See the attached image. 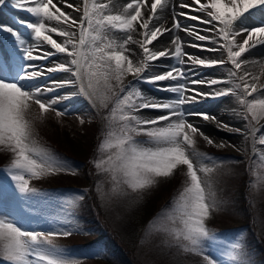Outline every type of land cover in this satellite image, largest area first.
Wrapping results in <instances>:
<instances>
[{
    "label": "rangeland",
    "instance_id": "374dc122",
    "mask_svg": "<svg viewBox=\"0 0 264 264\" xmlns=\"http://www.w3.org/2000/svg\"><path fill=\"white\" fill-rule=\"evenodd\" d=\"M121 1L125 0H88V6L91 9L93 3H104L107 6L106 13L117 15L118 12L115 11V13L111 7L114 3ZM179 1L188 4L184 0ZM34 2V0L32 2L4 0V3L0 4V25H3L0 33V57L3 63H8L11 52L23 47L21 45L31 47L36 44L31 30L26 27L27 22L35 23L36 18L28 20L25 18L26 8L34 6ZM144 2V10L141 9V13L142 17L146 18V15H152L151 0ZM54 3H57L62 11L74 17L83 15L84 0H67V3L78 6V11L68 8L64 0H54ZM128 3L129 0L125 3L126 7ZM163 5L164 2L158 8L163 10ZM187 11L190 16L199 19L191 20L184 17V21L180 23L185 22V25L189 26L186 28L188 31L181 29L183 33L174 30L164 31L162 36L158 34L159 39L149 47L158 51L160 41H168L163 48H167L170 55L161 58L160 61H150V67L144 73L145 76L152 77L168 70L161 65H175L187 74L186 78L178 77L177 80L159 81L154 85L134 81L129 75L122 85L115 88V91L119 93V87H128L129 82H132L136 84L146 101L172 103L178 98V93L157 89L183 85L185 103L180 106L181 110L186 113V123H192L198 128L194 134L189 131L194 143L187 151L192 154V157L194 156V167L202 187H205L206 194L210 186L220 205L205 221L209 236L201 242L202 254L186 253L177 246L172 230H181L183 225L179 218L168 219L169 214L175 217L176 202L184 188L190 185L186 166H178L171 177L157 178L156 185L138 192H134L125 183L122 172H117L114 180L113 172L107 170L110 164L104 162L112 156L115 164L120 163L115 161L118 149L107 146L115 144L122 135L119 113L117 112L115 121L111 120L117 97L110 96L108 106L103 108L99 100L89 101L88 97L80 92L77 83L68 84L65 91L64 87H57L55 86L57 84L53 83L55 78L72 76L64 72L48 74L45 82L42 81L43 84L47 83L46 85H35L39 86L41 91L54 89L44 91L41 99L50 102L53 98H58V102L48 111L43 112L38 104L29 101L30 107L26 112V119L30 120L33 126L32 140L54 163L60 164L66 170L33 178L29 181V188L35 189V192L20 193L7 172L14 155L4 145H0V208L9 209L8 212L14 213L9 214L5 211V214L11 217L0 216V219L11 220L24 230L40 231L45 236H49L56 247L52 249L50 245L44 243L36 245L37 251L41 254L61 259L66 264H202L200 261L207 264L204 255L212 259L213 264H240L241 262L259 264L255 257L258 254L264 255V248L257 244L262 242L264 237V144L260 143V140L264 139V118L258 114L257 119L254 120L231 91L228 95H216L218 92L230 89L241 92L240 89H235V83H241V81L230 75V72L234 70L230 62L204 67L193 64L188 59L191 55L200 59L226 61L227 51L219 49V44L212 43L213 40L219 41L220 44L224 43L218 36H216L217 39L212 36L213 31L210 30L212 25L200 22L201 19L210 20V16L207 17L208 15L200 9L191 10L187 7L182 12ZM157 17L158 11L152 15L150 28L153 25L158 26ZM263 17L264 7L254 9L245 14L240 22H235L233 27L246 25L250 29L253 26H264ZM18 19L20 22L16 21ZM258 20L260 23L257 22ZM45 23L55 24L54 21ZM4 27L12 29L17 35L13 36L12 32L3 31ZM172 27L173 25L169 29ZM164 29L168 28L165 27L162 30ZM142 31L144 30L137 26V30L132 35L133 39L141 40ZM49 35L58 43L64 40V37L57 36L55 33H49ZM199 35H204L208 39L200 41L197 39ZM125 36V33H112L117 43H122ZM170 36L171 41H169ZM176 37H180L182 51L186 54L183 56L182 64L177 63L174 57L173 51L176 45L172 43V40ZM192 44L203 45L204 48L217 47V51H205L200 47L190 46ZM127 48L129 51L125 52V55L133 61L134 66L142 61L144 53L138 43L129 42ZM43 51L54 52L55 50L41 43L34 54L41 55ZM59 59L66 62L67 58L65 54H56L47 60L31 62L36 65L54 67L56 65L52 63L57 64L56 60L60 61ZM37 78L35 79H40V77ZM213 79L220 82L215 85L207 83ZM193 81L204 83H193ZM31 86L25 88L34 87ZM32 91L35 92L36 89L32 88ZM119 95L122 97L124 93ZM241 95H243L242 92ZM257 95L259 94L253 93L246 99L252 100ZM189 97L191 99H188ZM57 110L66 114L58 116ZM167 111L166 109H143L137 111L136 115L142 119L158 118ZM187 113H206L208 119H203L201 115ZM172 119L176 120V117L173 116ZM220 123L227 127L230 124L236 126L228 128L230 130L224 136L227 141L220 136L215 126V124L221 126ZM166 124L167 121H161L158 125L144 127L150 129ZM234 129H240V131L237 132ZM229 136L231 139L233 136L230 141ZM206 137L211 139L212 143H209ZM135 140L139 148L158 146L146 134L135 136ZM97 163L102 165L101 168L98 169L95 166ZM201 169L211 171L206 175ZM34 194L39 197L46 195L43 199L45 201L36 203L41 211H37L35 206L31 205L35 202H27V199L34 197ZM20 198L25 199V203H22ZM86 209L92 212L93 219L100 220L96 222L98 223L96 228L100 225L101 228L103 227L102 230L93 231L85 226L81 213ZM63 231H69L70 235L59 234ZM95 232H103L106 238L104 237L101 242L98 241L100 234L96 235ZM246 237L252 239L254 249L247 248ZM107 241L113 246L111 249L105 247L104 244ZM91 242L93 247L86 245ZM0 258L3 259L2 255ZM29 260L32 264H46V261L39 260L35 254L30 256ZM1 263L11 264L4 259Z\"/></svg>",
    "mask_w": 264,
    "mask_h": 264
},
{
    "label": "snow or ice",
    "instance_id": "6c2138e0",
    "mask_svg": "<svg viewBox=\"0 0 264 264\" xmlns=\"http://www.w3.org/2000/svg\"><path fill=\"white\" fill-rule=\"evenodd\" d=\"M64 2L68 8L74 11L79 10L78 6L67 3V0ZM3 3L4 0H0V4ZM159 5H161V0H151L152 15L156 14ZM106 7L104 3H93L90 9L88 0H84L83 15L74 17L70 13L62 11L57 3H54V0H35V5L27 7L26 11L36 20L35 23L27 22L26 27L31 30L36 44L23 48L24 59L27 61L47 60L56 54H65L66 62L58 63L54 67H47L46 71L49 73H70L76 79L75 81H65L62 84L58 83L57 87L79 83L80 92L87 96L89 101L99 100L100 106L103 108L108 106L110 96L117 97L115 108L112 109L111 120L117 119L118 112L122 135L115 144L107 146L118 149L115 161L120 163L115 164L112 156H109L108 161L104 162L110 164L107 170L113 172L114 180L116 173L122 172L125 183L134 192H138L156 185L157 178L171 177L178 166H186L190 185L184 188L176 202L175 217L169 214L168 219L179 218L183 225L181 230H172L177 246L186 253L200 255L203 252L201 242L209 236L205 221L210 213L217 210L220 205L210 186L206 194L205 187H202V182L194 167L192 154L187 151L188 148H192L194 143L189 131L194 134L198 128L192 123H186V113L181 110L180 106L185 103L183 85L157 89L178 93V98L172 103L146 101L136 84L132 82H129L128 87H119V93H124L122 97L115 91V88L122 85L129 75L133 77L134 81L154 85L159 81L177 80L178 77L186 78L187 74L175 65H161L168 68L165 73H157L152 77L145 76L144 73L150 67V61H160L161 58L170 55L167 48L155 51L149 46L157 41L158 34L162 36L164 31L186 29L188 26L180 23V16L191 20L199 18L190 16L187 12H174L173 27L162 30L161 27L155 25L149 27L152 15H146V18L142 17L141 8L144 7V0L129 2L123 14L106 13ZM178 7L184 9L191 8L192 5L181 3ZM261 7H264V0H229L228 4H225L224 0H210L209 3L204 4L200 11L205 12L211 19H201L200 22L212 25L211 30L214 35L224 42L220 44L219 41L213 40L212 43L219 44L221 50L226 49L227 60H206L188 56L193 64L204 67L230 62L234 68L230 75L241 81V83H235V89H240L243 95L232 89L218 92L216 95H228V92L231 91L254 120L257 119L258 114L264 118V82L261 81V77L264 76V66H261L259 74L246 72L241 68V65L248 61L241 60V57L250 48L264 45V26L251 29L242 27L234 29L233 26L236 21L245 17V14ZM46 21H54L55 24H46ZM212 22L217 23L213 24ZM137 26L144 30L140 33L142 39L139 41L134 40L131 35L137 30ZM3 31L12 32L13 36L17 35L7 27H4ZM114 32L126 34L122 43H117L112 37ZM242 32H247L246 38H243L242 43L236 42L235 37L241 35ZM49 33L64 37L63 42L58 43ZM197 39L205 41L208 38L199 35ZM129 42L138 43L144 53L142 61L135 66L133 61L125 55V52L129 51L127 48ZM41 43L49 45L55 51H43L41 55L34 54ZM164 43L163 40L160 41L161 45ZM172 43L176 45L174 51L176 61L182 64L183 56L186 54L182 51L180 38L176 37ZM190 46L200 47L205 51H217L216 48H204L203 45L192 44ZM44 70L45 66L43 65L29 63L19 80L33 81L36 77L41 76ZM219 82L217 79H213L207 83L215 85ZM193 83L204 82L193 81ZM32 88H35L36 91H32ZM32 88H25L18 82L0 80V145H4L14 155L7 172L16 188L23 194L35 192V189L29 188L31 179L66 170L60 164L54 163L47 153L32 140L33 126L31 121L26 119V112L30 107L29 101L38 104L39 108L46 112L58 102V98H53L48 102L41 99V96L44 91H53L54 89L49 88L41 91L39 86ZM253 93L259 95L252 100L246 99ZM143 109H166L168 111L158 118L142 119L136 115V112ZM63 114L66 112L57 110L58 116ZM187 114L201 115L203 119H208L206 113ZM173 116L176 117V120L172 119ZM161 121H167V124L150 129L144 127L158 125ZM234 131L239 132L240 129H234ZM141 134H146L158 146L139 148L135 136ZM206 139L208 138L206 137ZM208 142L212 143L211 139H208ZM260 143L264 144V139L260 140ZM95 166L99 169L102 165L97 163ZM201 171L207 175L211 170L201 169ZM59 234L67 236L70 235V232L63 231ZM41 237H43L42 240ZM41 243L50 245L52 249L56 247L52 244L51 238L45 236L44 233L24 230L11 220L0 219V255L4 260L11 264H32L29 257L35 254L39 260L46 261V264H66L61 259L38 252L35 246ZM204 259L207 264H213V260L209 259L207 255H204Z\"/></svg>",
    "mask_w": 264,
    "mask_h": 264
},
{
    "label": "bare ground",
    "instance_id": "6f19581e",
    "mask_svg": "<svg viewBox=\"0 0 264 264\" xmlns=\"http://www.w3.org/2000/svg\"><path fill=\"white\" fill-rule=\"evenodd\" d=\"M24 1V0H23ZM25 1H27V2H32L33 0H25ZM35 1V0H34ZM145 1V0H144ZM166 0H164V5H163V10H162V8L160 9V8H158L157 9V11H158V17H157V20H156V22H159V24H158V26L157 27H161L162 29L163 28H168L169 29V27L171 26V25H173L174 24V19H173V13L174 12H182V11H184V9H180L179 7H178V5L179 4H181L180 3V1L179 0H167L166 2H165ZM183 0H181V2H182ZM113 2V1H112ZM126 2H128V0H125V1H121L120 3H117V4H115L114 3V5L112 6V5H110V6H112L111 7V9H113V11L115 12H118L119 14L122 12V13H124V9L126 8V6H125V3ZM129 2H133V0H129ZM184 2H188V4H191L192 5V7L190 8L191 10H197V9H201L202 8V6L204 5V4H207V3H209L210 2V0H184ZM35 3V2H34ZM111 3V2H110ZM145 3V2H144ZM147 3V2H146ZM166 3V4H165ZM224 3L225 4H228L229 3V0H224ZM27 4V3H26ZM30 5V4H29ZM127 5V4H126ZM148 5H149V3H148ZM27 6V5H26ZM32 6V5H31ZM230 6V5H229ZM29 7V6H28ZM166 8H168L166 11H165V9ZM141 9H143L144 10V7H142ZM187 10V9H186ZM149 11V10H148ZM209 11H211V10H209ZM115 12V13H116ZM112 13V12H111ZM117 13V14H118ZM121 13V14H122ZM157 13V12H156ZM187 13H188V11H187ZM75 14H77V13H75ZM145 14H146V11H145ZM189 15H190V13H189ZM205 16V15H204ZM207 17H209V16H207ZM256 17V16H255ZM25 18L28 20L29 18H33L32 16H31V14L30 13H28L27 12V14L25 15ZM243 18V17H242ZM241 18V19H242ZM247 18V17H246ZM181 19V20H180ZM184 19V16H180L179 17V20H180V22H182V21H184L183 20ZM209 19H211V17L209 18ZM241 19L240 20H238V22H240L241 21ZM244 19V18H243ZM263 19H264V17H263ZM34 20V19H33ZM32 20V21H33ZM36 20V19H35ZM208 20V19H207ZM248 20V19H247ZM2 21V20H1ZM17 22H20V19H18V20H16ZM249 21V20H248ZM237 22V21H236ZM257 22H259L260 23V21L258 20ZM5 23V22H4ZM245 23V22H244ZM21 24V23H20ZM191 24V23H190ZM239 24V23H238ZM241 24V23H240ZM239 24V25H240ZM257 24V23H256ZM182 25H184V26H186L185 25V22L184 23H182ZM250 25V24H249ZM187 26H189L188 24H187ZM242 26H244V24L242 25ZM248 26V25H247ZM2 27H3V25H0V33H1V31H2ZM209 27H211V26H209ZM245 27H246V25H245ZM245 27H242V28H245ZM249 27V26H248ZM248 27H246V29H249ZM255 26H253L252 28H254ZM257 27V26H256ZM188 28V27H187ZM237 27H235L234 29H236ZM251 29V28H250ZM184 30V29H183ZM187 30V29H186ZM186 30H184V31H186ZM211 30V29H210ZM210 30H208V31H210ZM177 31V30H176ZM183 31V32H184ZM188 31V30H187ZM204 31H205V29H204ZM135 32V31H134ZM134 32L133 33H131V35H133L134 34ZM181 30H178V33H183ZM177 33V34H178ZM3 34V33H2ZM212 34V36L215 38V39H217V37H216V35H214V32H212L211 33ZM178 35H180V34H178ZM177 36V35H176ZM246 36H247V32H242L241 33V35H238V36H236L235 37V41L236 42H241L242 43V40H243V38H246ZM170 38V40L169 41H171V36L169 37ZM168 38V39H169ZM180 38V37H179ZM167 39V40H168ZM23 42V41H22ZM165 43L164 44H168V41H164ZM11 43V42H10ZM25 43V42H24ZM27 43V42H26ZM251 43V42H250ZM7 44H9V43H7ZM23 44V43H22ZM28 44V43H27ZM17 45V44H16ZM30 45V44H29ZM166 45H161V44H159L158 45V47H160L159 49L160 50H164V48L163 47H165ZM1 46V45H0ZM21 46H23L24 48H26V46H24V44L23 45H21ZM5 47V46H4ZM23 47H20L19 49H17V50H14L13 52H11L12 54H10V61L8 62V63H3L2 62V60H1V57H0V80H4V81H6V82H10V81H12V82H18V83H20L23 87H27V86H30V85H32V86H35V85H39V84H43L45 81V77L48 75V74H51V73H49V72H47L46 71V68L47 67H51V65H47V66H45V70L42 72V75L41 76H39L40 77V79H38V80H36V79H34L33 81H21V80H19V77L20 76H22L23 74H24V70H25V67H26V65L27 64H33V65H36V64H34V62H31V61H27V60H25L24 59V51H23ZM29 47V46H28ZM9 48V47H8ZM7 48V49H8ZM12 48V47H11ZM217 48V47H216ZM13 49V48H12ZM158 49V51H160ZM1 52V51H0ZM174 52V51H173ZM4 53V52H3ZM2 53V54H3ZM8 54V53H7ZM58 56V55H57ZM59 57V56H58ZM175 57V56H174ZM60 60V59H59ZM241 60H247L248 61V63H245V64H242L241 65V68L244 70V71H246V72H249V73H256V74H259V72L261 71V66H264V45H257L256 47H253V48H250V50L248 51V52H246L242 57H241ZM57 62V64L58 63H64V62H62L61 60L60 61H58V60H56ZM42 62V61H41ZM9 64V66H6V65H8ZM39 64V63H38ZM52 65H56L55 63L53 64L52 63ZM21 73V74H20ZM19 74V75H18ZM43 79V80H42ZM75 77H73V76H71L70 78H68V76H62V77H58V78H55V81H53V83L54 84H58V83H63V82H65V81H68V80H73V81H75ZM248 79L250 80L251 79V77L249 76L248 77ZM42 81H43V83H42ZM261 81L262 82H264V76H262L261 77ZM49 83V82H48ZM47 84V83H46ZM46 84H43V85H46ZM50 84V83H49ZM53 84V85H54ZM77 84H79V83H77ZM52 85V84H51ZM68 84H66L65 86H62V87H64V89H65V91H66V87H68L67 86ZM31 86V87H32ZM56 86V85H55ZM79 87H80V85H79ZM172 95V94H171ZM174 97V96H173ZM220 109V108H219ZM211 122H212V120H210ZM235 122H237V121H235ZM231 123V122H230ZM234 123V122H233ZM238 123V122H237ZM235 124V123H234ZM234 124H230L227 128L225 127L226 125H224L223 123H220V125L221 126H218V125H216L215 124V126L217 127V129L219 130V134H220V136L223 138V139H226V141H227V138H224V136H226V133L230 130V129H228V128H230V127H236ZM260 126H261V124H260ZM263 127V126H262ZM262 132H263V130H262ZM235 136V135H234ZM231 136H229L228 137V139H229V141L230 140H232L233 139V136H232V139L230 138ZM220 139V138H219ZM238 140V139H237ZM225 142V141H224ZM232 145V144H231Z\"/></svg>",
    "mask_w": 264,
    "mask_h": 264
},
{
    "label": "trees",
    "instance_id": "16d2710c",
    "mask_svg": "<svg viewBox=\"0 0 264 264\" xmlns=\"http://www.w3.org/2000/svg\"><path fill=\"white\" fill-rule=\"evenodd\" d=\"M44 197H46V195L44 196ZM44 197H39V195H35V197H33V198H29V200L27 201V202H29V203H31V202H35V204H33V203H31V205H33V206H35V209L37 210V211H41L40 209H39V207H37L36 206V203H39V202H42V201H45V200H43L44 199ZM20 200H21V198H20ZM22 201V203H25V199H22L21 200ZM6 211H9V209H7ZM6 213H9V214H14L13 212L12 213H10V212H6ZM0 216H3V217H10L8 214H5V210H2V209H0ZM81 218L83 219V221L85 222V226L87 227H90L93 231H98V229L96 228V226H97V224H96V219H94L93 221H92V213H91V211L90 210H83V212L81 213ZM96 233V235L97 234H100V237L98 238V241H102V239L105 237L106 238V235H104L103 236V232H95ZM94 242V241H93ZM105 247L106 248H110L111 249V247H113V246H111L110 245V243L107 241L105 244ZM261 248H264L263 246H261V245H259ZM260 258H264V255H260L259 256ZM200 263H202L203 264V262L202 261H200ZM1 264V263H0Z\"/></svg>",
    "mask_w": 264,
    "mask_h": 264
}]
</instances>
